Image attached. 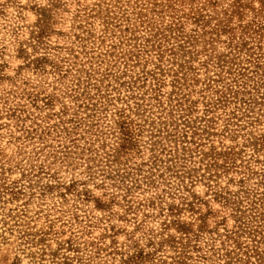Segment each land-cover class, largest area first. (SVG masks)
<instances>
[{
	"label": "rangeland",
	"instance_id": "rangeland-1",
	"mask_svg": "<svg viewBox=\"0 0 264 264\" xmlns=\"http://www.w3.org/2000/svg\"><path fill=\"white\" fill-rule=\"evenodd\" d=\"M263 135L264 0H0V264H264Z\"/></svg>",
	"mask_w": 264,
	"mask_h": 264
},
{
	"label": "trees",
	"instance_id": "trees-1",
	"mask_svg": "<svg viewBox=\"0 0 264 264\" xmlns=\"http://www.w3.org/2000/svg\"><path fill=\"white\" fill-rule=\"evenodd\" d=\"M258 49L261 50L262 46H258ZM242 74H244V73H242ZM224 79L222 77H220L219 80H214V82H217V83L222 82L223 83ZM210 80L211 79H209V81ZM232 89H234L232 84L224 83L222 88L218 89L215 92V94L218 95L217 101H219V103H223V102L229 101L228 95L230 93H232ZM234 92L237 93L236 91H234ZM117 123H118L119 132L122 135V137H119V139L122 142L121 145L124 148V150H129L128 147H131V146L134 145L133 134H132V131H131V128H130V126H131V124L133 122H132V120L128 121V116L124 115V111H122L120 113V119L118 120ZM262 138H263L262 139V146L264 147V135H263ZM117 152H118V154L120 153V151H117ZM221 154H227V153L226 152H224V153H221V152L217 153L216 152V155L220 156ZM154 157H155V159H157L156 156H154ZM135 182H137V180ZM177 225H178L179 230H181L182 233L184 235H186V237H188V238H185L186 242L187 241L189 242L190 239H191L190 238V233L192 232L191 227L190 226H186L185 223H181V222H178ZM173 242L177 243V242H175V240H173ZM181 243L183 245V242H181ZM255 248L256 249L254 250V253L256 255H259V253H264V250H260V248H257V247H255ZM146 257L147 256L144 253L140 252L137 255L129 257L128 260H125L124 264H142L144 262V260L146 259ZM179 259L183 260V257L181 256V257H179ZM175 264H186V263H184L183 261H177L176 260Z\"/></svg>",
	"mask_w": 264,
	"mask_h": 264
}]
</instances>
